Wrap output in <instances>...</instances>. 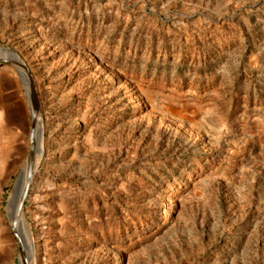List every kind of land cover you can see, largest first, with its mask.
<instances>
[{
    "label": "rangeland",
    "instance_id": "obj_1",
    "mask_svg": "<svg viewBox=\"0 0 264 264\" xmlns=\"http://www.w3.org/2000/svg\"><path fill=\"white\" fill-rule=\"evenodd\" d=\"M0 47L39 102L30 264H264V0H0ZM31 115L1 64L0 264Z\"/></svg>",
    "mask_w": 264,
    "mask_h": 264
},
{
    "label": "water",
    "instance_id": "obj_2",
    "mask_svg": "<svg viewBox=\"0 0 264 264\" xmlns=\"http://www.w3.org/2000/svg\"><path fill=\"white\" fill-rule=\"evenodd\" d=\"M0 51H1V53L6 54V55H8V57L13 58V59H14V56H16L14 54V52L11 51L10 49L0 47ZM1 64L11 65L14 68H16L18 75L20 76V78L22 79V81L24 82V84L28 88V96H29V100H30V104H31V112H32L30 130L32 131L34 128V125L37 123V120H38V119H36V117L38 118V114H39V102H38V97H37V93L35 90L34 82H33V79L31 77L30 73H29V70L21 62H18V60L16 61L15 59L11 60V59L0 58V65ZM36 132H37V136L40 138V130L36 129ZM29 139H30V141H29L30 147H29L27 162H26V166H25L26 184L24 186H22V172H23V170H22L21 173L15 179V182L13 184V188H12V191L10 194V198L7 202V206H8L9 203H11L12 201L14 202L16 195L18 193H20L18 203H17V208H16V211L14 214L15 220H18V218H21V216H22V209H23L24 202L26 199L28 187H29V184H30L32 177H33L35 146L33 143V138L31 137V133H30ZM12 230L14 232L13 227H12ZM14 235H15L16 241H17L19 261H20V259H22L23 264H26L25 260H23L24 259L23 258V250L21 247L22 241H21L20 237L15 232H14Z\"/></svg>",
    "mask_w": 264,
    "mask_h": 264
},
{
    "label": "bare ground",
    "instance_id": "obj_3",
    "mask_svg": "<svg viewBox=\"0 0 264 264\" xmlns=\"http://www.w3.org/2000/svg\"><path fill=\"white\" fill-rule=\"evenodd\" d=\"M7 57H8V55H6L4 53H1V51H0V58H3V59L5 58L6 59ZM14 57H16V56H14ZM14 59L18 60L17 58H14ZM31 117H32V115H31ZM36 126L37 125L35 124L33 130L32 131L30 130L31 137L33 138V143H34V146H35L34 161H35V157H38V159H39L40 155H41L40 152L38 154H36L37 153L36 152V142H35V133L37 135V132H35V127ZM29 141H30V139H29ZM25 173H26V169L24 167L23 172H22V186H24L26 184V174ZM19 196H20V193H18L16 195V197L14 199V202L12 201L11 203L8 204L7 212H8V216L9 217H13V222H11V220H10V224L12 225V223H13L12 227L14 229V232L17 233L18 235H20L21 238H22L21 247H22V250H23V258H24L23 260H25L26 264H30L32 262L31 260L33 258L34 252H33V245H32V241H31L29 232L26 229V225H25V222L23 220L20 223H16L18 220H15V218H14V214H15V211H16V208H17V203H18ZM25 247H27V249H24ZM28 247H29V249H28ZM19 264H23L22 259H20V263Z\"/></svg>",
    "mask_w": 264,
    "mask_h": 264
}]
</instances>
